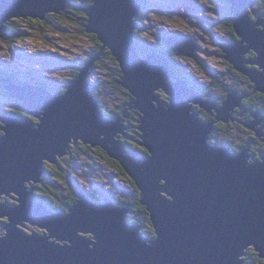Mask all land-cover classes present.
I'll return each mask as SVG.
<instances>
[{
	"label": "water",
	"instance_id": "water-1",
	"mask_svg": "<svg viewBox=\"0 0 264 264\" xmlns=\"http://www.w3.org/2000/svg\"><path fill=\"white\" fill-rule=\"evenodd\" d=\"M225 1L241 38L220 47L234 69L248 76L256 91L264 92V19L251 16L258 0ZM67 5L70 0H0V38L11 32L5 24L12 18L44 19ZM140 9L139 0H96L85 11L88 32L96 33L124 68L123 84L134 95L129 105L144 114L142 144L149 157L137 151L128 156L116 139V131L124 128L119 117L111 120L98 109L95 85L87 80L90 61L61 95L41 85L19 86L8 80L6 90L38 121L7 113L0 104L5 133L0 135V197H18L16 205L0 202V217L10 222L3 226L6 236L0 237V264H240L249 244L264 259V153L251 163L248 146L240 152L210 142L213 125L233 118L247 94L239 96L234 89L222 105L205 101L184 79H173L167 58L156 53L141 58L133 33L138 26L133 16ZM166 43L178 56H193L188 47ZM251 51L258 54L251 62L258 68L245 64L243 56ZM158 89L170 94L171 104L160 102ZM192 103L210 112L214 108L216 119L201 120L190 108ZM256 121L246 126L256 129L260 120ZM261 128L257 134L264 139ZM79 142L100 145L122 163L141 190L155 238L144 235L140 224L127 220V210L110 201L94 203L80 194L77 204L64 213L39 198L35 191L46 173L45 164L57 163ZM22 221L70 243L56 245L49 237L26 235L17 227H25ZM81 231L93 233L97 242L88 243Z\"/></svg>",
	"mask_w": 264,
	"mask_h": 264
},
{
	"label": "rangeland",
	"instance_id": "rangeland-1",
	"mask_svg": "<svg viewBox=\"0 0 264 264\" xmlns=\"http://www.w3.org/2000/svg\"><path fill=\"white\" fill-rule=\"evenodd\" d=\"M188 5H190L193 8V10H191L190 6ZM148 6H153L158 10V12H155L154 10H149L146 12V10L143 9L146 12L145 14L141 13L140 11L139 12L137 11L138 13H135L133 16V18L137 16L141 18L140 19L141 22L139 23L140 25L139 24L138 25L142 27L141 28L142 32L145 31L144 33H141V36L146 37L148 35L149 40L152 42L151 48H154L157 41L156 37L163 36L162 32L164 31H177L189 35L190 37L183 36L180 38H176L173 35L163 38L169 39L170 41H175L178 45L182 47H188L189 50H192L193 56L179 57V59H177L175 64L179 66L180 62L183 63L194 74L198 75L201 81L206 82V84H211V86H209L210 90L216 95L218 101H221L222 98L224 97V91L222 90L220 91L217 86H214L212 84L213 83L212 73L220 74L221 75L220 77H225V78L229 76L228 68L229 65H231V63L228 60H226V58H223L225 52L221 51L222 49L220 50L219 47L221 43L229 42L227 36L223 33H220L219 31V29L224 31L225 28L224 20L227 19L230 14L228 13L230 9L229 6H227V3L223 0H148L147 3H145V7ZM66 8H63L61 12L65 11ZM161 8L164 9L168 8L169 10L172 11L168 12V10H161ZM247 8L251 10L250 5H248ZM254 8L257 13V17L254 20L257 21L259 17L264 19V8L262 6L261 9L257 7H253V9ZM51 13L58 14L57 12L54 11ZM12 19L18 20V24H17L18 26L16 25L17 28L13 32L19 33L21 36L23 35L24 37H21V40H18L16 43L13 44V46L16 47V52L9 50L8 45L3 44L0 46V70H6V71L12 70V68L14 67L9 65V63L11 62L16 64L15 66L16 70L20 66L23 69L32 66L31 65L32 62L35 61L36 59L34 58L29 60L28 57L29 55H31L29 54V51L31 52L35 48V46L43 45L42 49L44 50H49V48H52L46 53V56L50 57V60L52 61V62L50 61V63H52L53 65L54 64L58 65L54 73L52 74L53 78L58 81H50L47 79V81L50 82L51 84V89L58 90L59 87L66 86L65 84L67 82L69 84L70 80L74 81L75 80V78L73 77L74 69L75 67H79L82 69L84 65L82 64L83 60H89L90 61L89 64H92L94 68L87 75L88 82L93 83L95 85V88L97 87L98 83L102 84L106 72L100 69V67H98V62L101 61L106 66H110L109 64H112L113 62L112 60L105 57L103 52L105 48L103 44L102 47H99L98 44L96 43L97 40H94L91 37L86 36L84 32L80 31V27H81L80 22L78 24L77 20L70 21L68 18L63 19L62 17H60L54 20L53 22H51V25H48L49 28H47L45 26H37V24H35V19H40V18L28 16L21 18L17 17ZM207 21H212L213 23L214 21L216 22L214 23L213 26H210V23H207ZM205 23H207V25ZM5 25H6L5 29L11 30V28H9L7 24ZM51 26H54L53 27L54 29H51ZM7 33L8 36L14 37L11 34V32H7ZM135 40L138 42V44L141 47L150 48L148 47V44H145L142 41H138L136 38ZM31 47L34 48L31 49ZM149 52L150 54H152L151 51ZM93 53L95 54L94 58L96 59H94L92 62L93 57L91 55H93ZM26 54L28 56H26ZM159 55L165 57L162 54ZM140 57L146 59L147 55L145 57L140 55ZM15 58H17L16 59L17 62H14ZM57 61L58 63H56ZM198 62L202 63L204 68L199 69ZM19 63H21V65ZM184 76L186 77L187 80H189L186 71L184 72ZM234 78H237V76L231 75L229 78H227L225 80V85H232L233 83L235 84ZM223 80L224 79L221 78L222 82ZM6 85L8 86V80L0 78V88L6 89ZM222 86H224V84H222ZM9 87H11V85H9ZM234 89L237 91V88H233V86H231V90ZM212 92H209L208 95H211ZM99 95L101 96V98L108 97L109 102L107 104H103V106H105L106 110L108 111L106 115H110L111 117L112 113L116 111L115 116L116 118L119 117L122 126L124 128L122 130L116 131V139L119 140L118 138L119 135H125L127 138H130V135L126 133L127 129H130V127L126 123V119L130 116L131 110H138V109L137 108L135 109L134 105H128L127 108L123 110V113H119L116 110L115 106L122 105L125 103L126 100L124 99V95H122L121 97L115 96L114 94L111 93L110 89L106 87L100 91ZM7 97L8 96H4L2 94L0 99V104H4L3 110H7L11 112L14 110V108L12 107L14 105V102ZM203 100L208 102L214 101V103H216V100L211 96L209 98H205V99L203 98ZM154 102L158 107L157 101ZM198 105L199 103H192L190 106V108L198 114L197 115L198 118L206 121V123L212 122L216 119V118L214 120L203 119L204 117L200 114L203 113L201 112L202 107L199 108ZM97 107L99 110H101L102 108V105L98 101H97ZM213 110L215 109L213 108ZM101 113L104 114L102 110ZM111 118L113 120L116 119L115 117H111ZM37 121L38 120H35V122ZM216 123H220V121ZM2 125L3 123L0 120V133H4L1 129ZM215 130L217 131V129ZM211 136L212 139L210 140V142L217 143V141L222 140V139L220 140V138H216L214 133H212ZM213 136L216 139H214ZM99 148H101V146L97 145V147H93L94 151H92L93 149L86 152L77 151L78 152L77 158L75 161H73V163L70 166V169L68 170V175L70 176L69 180L71 185L77 187L78 190L87 193L88 195L87 194L85 195L88 196L91 201H92V197L90 195L91 193L89 192V190L91 189V187H93L91 185H92V180L94 179L99 183L105 185L108 191H112L113 189L117 188L116 192L118 198H119L118 196L119 193L122 192L123 190L128 191L130 196L131 195L134 196L135 188L132 184V180H131L132 178L130 177V175L125 170L122 171L120 169L117 160L110 157L109 155H108L109 157L103 156V154L100 153ZM245 148H247V146ZM254 158L255 157L253 153H251L250 159L247 160L253 163L255 160ZM52 178L54 179V177ZM27 185L29 184L27 183ZM64 188L65 186L63 185L62 192L63 194H66L65 192L67 189ZM129 189L133 190L134 192L130 194ZM7 198L8 196L4 194L3 197H0V202L7 203ZM113 205L125 209L131 207L133 203L132 201H128L127 197H121L120 199H118L117 203ZM4 217L5 216H3L2 219ZM2 219L0 220L2 221ZM142 222H140V225L143 227L144 224ZM8 223L10 222L8 221ZM133 224H136V222H133ZM17 227L21 229L23 233L28 232L30 233V236L33 235L36 238L38 236L44 237L47 234L45 233L46 231L45 229L44 230L42 228L40 229L36 225H32L29 222H27V226L25 227L21 226L18 223ZM32 229L35 231H30ZM6 234H7V229H3V226L0 223V237H5ZM79 235L83 237L88 236L86 235V233L83 232H79ZM88 237L90 239L92 238L90 235ZM51 240L52 242L53 241L56 242L55 243L56 245L61 244L64 246V242L62 241H60L58 244L57 242L58 240H55L54 238L53 239L51 238ZM255 253L259 256V251L255 249V246L248 247L245 250V254L239 257V259L243 261L240 264H253L254 263L253 257L255 256ZM259 257L262 258L261 256Z\"/></svg>",
	"mask_w": 264,
	"mask_h": 264
},
{
	"label": "trees",
	"instance_id": "trees-1",
	"mask_svg": "<svg viewBox=\"0 0 264 264\" xmlns=\"http://www.w3.org/2000/svg\"><path fill=\"white\" fill-rule=\"evenodd\" d=\"M71 1V5H69L65 11L58 13V14H47L46 18L44 19H35V24H37V26H45L47 28H49L48 25H51V22H53L54 20H56L57 18L62 17L64 18H68L70 21H75L77 20V23L79 24L80 22V31L84 32L86 34V36L91 37L94 40H97V44L99 47H102V41L99 38V36L96 33H92V32H88L87 29V24H88V15L85 11L86 7H90L92 4L95 3L96 0H70ZM225 1V0H224ZM259 0L257 2V8L261 9V6L264 8V1ZM227 2V1H225ZM141 4L143 6H145V1L141 0ZM228 4V2H227ZM229 5V4H228ZM229 9L231 10V7L229 6ZM142 13V11H141ZM80 18H79V17ZM251 16L252 19H255L257 17V14H254L251 11ZM78 18V19H77ZM67 19V20H68ZM140 17H136L135 22L136 23H140L141 20ZM68 20V21H69ZM225 23V28L224 31L220 30V33H223L227 36L228 41L230 43H235L236 41L239 40V38H241L239 36V34L237 33V31L235 30L234 27V22L231 19V14L228 16L227 19L224 20ZM18 24V20L16 19H11L9 20V22L7 23L8 27L11 28V34L14 37H10V36H6L4 38H0V46L1 45H8V47L13 46L14 43H16L18 40H21V37H24L23 35L21 36L19 33L13 32L16 28ZM17 25V26H16ZM140 25V24H139ZM137 26L134 30V37L138 40V38L141 36L142 32L141 27ZM54 26H51V29ZM186 33V32H185ZM163 35V34H162ZM163 36H168L166 33ZM163 36H157L158 38V42L156 43L154 48H151V53H153L154 51L158 54H162L164 55L166 58H168L170 60V62L172 63V68H173V72L175 74V77H173L174 80L179 81L178 79H186L184 77V72L185 70H183L182 68L178 67L175 62L178 59V55H177V51H175L173 48H170L168 45H166L165 43H163L161 40L163 38ZM172 36V35H171ZM181 36V35H180ZM147 39H149V36H146ZM165 45H163V44ZM159 44V45H158ZM98 47V49H99ZM137 52L145 57L146 54H148L147 52L145 53V47H141L138 43H137ZM220 47V45H219ZM222 48L220 47V50ZM143 51V53H141V51ZM98 51V50H97ZM223 51V50H221ZM104 55L105 57H107L108 59L112 60V64H109L110 66H106L104 63H102L101 61L98 62V67H100V69L104 70L106 73L104 75V79L101 83L97 84V87L95 88L94 92H93V97L95 100H97L98 102H100V104L102 105V112H104V114H107L108 111L106 110L105 106H103L104 103H106V99H108V97L102 101L101 96L99 95L100 91L103 90L105 87L109 88L111 93L114 94L115 96H119L121 97L122 95H124V99L126 100L124 104L122 105H116L115 108L119 113H123V110L125 108H127V106L129 105L130 101H133V94L130 90H128L126 88V86L123 84L125 82V72H124V68L121 65L119 59L114 55L113 50L110 47H106L104 50ZM225 52V51H224ZM223 52V53H224ZM150 53V52H149ZM226 53V52H225ZM224 53L223 58L226 57V54ZM93 55H95L93 53ZM92 55V56H93ZM100 55V54H99ZM258 57V54L255 51H251L246 53L243 58L245 60V64L248 68H258L257 64H253L251 62H254ZM85 61H89V60H83V63H85ZM200 65V68H204L203 64L198 62ZM94 68H92L93 70ZM15 70H0V78L2 79H6V80H11L12 82H16L18 84H25L27 82L21 80L23 79L19 74L20 72H14ZM80 69L79 67H75L74 72H73V77L76 79L79 77L80 75ZM24 73H27L26 71H22L21 70V75H23ZM28 73H31V75L29 76L31 79H35L33 80V82L37 85H41L42 87L44 86H48L51 88V84L50 82L47 81L46 78H42L41 76H39L37 73H35L34 70H29ZM229 76L228 77H221L223 78V82L218 79L212 78L213 80V85L217 86L218 89L221 91H224V97L222 98L221 101L218 102L219 105H222L227 96H225V92L227 93V86L225 85V80L227 78H229L231 75H243V73L238 72L234 69L233 65H229V72H228ZM187 80V79H186ZM189 81V80H187ZM30 82V81H29ZM189 85L191 86V88L196 91V92H201L202 93V99L204 98H209L211 97H215L216 95L210 90V87H207L205 85H199V84H195V83H190L188 82ZM222 84H224V86H222ZM251 85L252 87L249 89H246L245 92L248 93L247 98L244 101V104L248 103L250 108H254V109H260L262 108L259 113L264 112V104L262 103L261 105H259V101L257 100L258 98L261 99L262 101H264V92L262 91H258L259 92V96L258 98L255 100V98L253 99V97L255 96V84L251 81ZM211 86V85H210ZM68 88H64L63 90H61L62 94L67 92ZM192 90V91H193ZM209 92H212L211 95H208ZM156 94L159 95L160 99L162 102H164V104L167 106L168 104H171V100H170V94H168L164 89H158L156 92ZM253 93V94H252ZM0 94H3L4 96H8L7 98L13 100L14 105L12 106L14 108L13 111L11 112H7V113H13L15 115L18 116H26L31 118L33 121L37 120L34 116L30 115L24 108V106L22 105L20 100H17L15 98H12L9 96V92H7V90L5 88H2L0 90ZM250 101V103H249ZM109 101H107L108 103ZM16 106V107H15ZM260 106V108H259ZM199 108H201V105H198ZM19 109V110H18ZM136 109V108H135ZM200 113L205 119V120H213L216 117V110H213L212 112L208 111L207 109L202 108ZM241 112V111H238ZM116 115V111L114 113H112L111 117H115ZM143 112L141 110H131L130 111V116L126 119V123L127 125L130 127V129H127L126 133L128 135H130V138H127L125 135H121L120 136V141L121 143L124 145V147L128 150L126 152V154L128 156H132V152L137 151L138 153H140L141 155L147 156L149 157V149L142 144V142H144V138L142 137V135L144 134L143 130L141 129L142 127V116H143ZM255 118V117H254ZM141 119V120H140ZM232 120V118L229 121H222L220 123H217L215 125V129H217V131L215 130L214 132H216V134L214 133V135L216 136V138H220L221 141H217V143L211 142L212 144H216V145H223V144H233L237 151L242 150V147H246L248 145H250V140H252L251 135H249L248 132H245V128L243 127H238V130L240 132H236L233 130V126L232 123L230 122ZM3 131V130H2ZM4 132V131H3ZM5 133H0V135H4ZM214 139H216L213 136ZM212 139V136H211ZM210 139V140H211ZM254 142H252V152L255 153L256 151H258L259 149L264 150V144L261 142L262 140L259 137H254L253 138ZM93 146L91 145H85L81 142H79L78 144H73L71 146L70 151L68 152V154L64 157H58L57 158V163L52 164L47 162L45 164V169H47V176L44 178L43 182H40L37 184V190L35 191L37 193L38 196H40L41 200H43L44 202H46L47 204H49V208L51 209H57V210H62L63 212H69L71 208H73L77 202L79 201V191H75L74 188L71 186V183L68 179V170L70 169L71 164L73 163V161L76 160L77 158V151L80 152H86L89 150H92ZM94 151V149L92 150ZM99 151L101 154H103V156H108L109 154L105 153L104 150H102L101 148H99ZM109 157V156H108ZM117 160V159H115ZM66 161V162H65ZM118 161V162H117ZM116 162L118 163L120 169L122 171L125 170L124 166L122 165V163L117 160ZM126 171V170H125ZM52 177H54L56 180H62V184H64L65 188L67 189L65 193H67L66 195H63V192L61 190H59L58 188H56L54 185V183L52 182ZM132 178V177H131ZM132 180V184L135 188V195L134 196H130L128 197V201H132L133 203V207H132V215L128 214V218L130 222H136L137 224H139L140 222H142L144 224L143 227V231L144 233H146L148 235V237H156V232L154 229L153 224L151 223L152 220L150 218L149 212L147 211L146 206L141 203V190H139L138 186L136 185L135 181ZM61 188H63L61 186ZM64 188V189H65ZM94 197H98L100 196V193H92L90 194ZM123 196H120V198ZM9 200L10 203L14 202L16 204V202L14 201L15 199L8 197L7 198ZM5 221H8V217H5L2 219V221L0 220L1 225L3 223H6ZM30 231H34V230H30ZM30 234V233H29ZM253 264H264V259L260 258L256 253L255 256L253 257Z\"/></svg>",
	"mask_w": 264,
	"mask_h": 264
},
{
	"label": "flooded vegetation",
	"instance_id": "flooded-vegetation-1",
	"mask_svg": "<svg viewBox=\"0 0 264 264\" xmlns=\"http://www.w3.org/2000/svg\"><path fill=\"white\" fill-rule=\"evenodd\" d=\"M227 6H229L228 4H227ZM190 8H191V10H193V8L190 6ZM228 8V7H227ZM216 21H214V23H215ZM214 23H213V25H214ZM212 25V26H213ZM157 43H159L158 41H157ZM161 44H163V43H161ZM159 45V44H158ZM163 45H165V44H163ZM141 51V50H140ZM141 53H143V51H141ZM244 75V74H243ZM237 76V78H234L235 79V84L233 83L232 85H226L227 86V93H225V95L227 96L228 95V93H229V91H231V86H233V88H237V90H238V94H239V96L243 93H246L245 92V90L246 89H249V87L251 88L252 87V85H251V80H250V78L248 77V76H242V75H236ZM43 88H45V89H49V87L47 86H44ZM64 88H67L66 86H63V87H60V89L56 92L57 94H62V92H61V90H63ZM0 90H1V88H0ZM247 95H246V97L241 101V104L239 105V106H236L235 107V109H234V111H233V118H232V120L230 121L231 123H232V126H233V130L234 131H238V132H240L239 130H238V127H244L245 128V132H248L249 133V135H251V138H252V140H250V145H248V148H249V151H250V154L251 153H253L252 152V142H254V140H253V138L254 137H259L262 141V143L264 144V139L261 137V136H259L258 134H257V130L258 129H254V128H249V127H247L246 125L247 124H251V123H253L254 122V117L255 118H257V121L258 120H260V123H259V125H258V128H261V131H263L264 132V112H261V113H259V111L262 109V108H260V106H259V108L260 109H254V108H250L249 107V104L248 103H246V104H244V101H245V99L247 98V96H248V93H246ZM253 94V93H252ZM2 95V94H1ZM258 96H259V92L258 91H255V96L253 97V99L255 98V100L258 98ZM259 102V105H261L262 103L264 104V101H262L261 99H257ZM249 103H250V101H249ZM238 111H241V112H238ZM18 116V115H17ZM256 121V122H257ZM253 131H252V130ZM213 133H215L216 134V132H213ZM232 145V147L233 148H235V147H238V146H235V145H233V144H231ZM240 147V146H239ZM243 148V147H242ZM245 148V147H244ZM236 149V148H235ZM263 153H264V150H258V151H256L255 153H253V155H254V157H258V156H261V155H263ZM66 162V161H65ZM73 188H74V190L77 192L78 191V188L77 187H74L73 185H71ZM91 186H93V187H97L98 185L97 184H94V183H92V185ZM67 196V195H66ZM132 207H133V205L131 206V208L129 209V212H128V214H131L132 215ZM129 219V218H128ZM144 227V226H143ZM33 230V229H32ZM35 231V230H34ZM40 232V231H39Z\"/></svg>",
	"mask_w": 264,
	"mask_h": 264
},
{
	"label": "clouds",
	"instance_id": "clouds-1",
	"mask_svg": "<svg viewBox=\"0 0 264 264\" xmlns=\"http://www.w3.org/2000/svg\"><path fill=\"white\" fill-rule=\"evenodd\" d=\"M224 1V0H223ZM259 1V0H258ZM257 1V2H258ZM257 2H256V5H255V7L257 6ZM227 3V2H226ZM141 12L142 11V13H146V12H144L142 9L141 10H138V12ZM229 13V12H228ZM230 15V14H229ZM141 37V36H140ZM180 37H182V36H180ZM179 37V38H180ZM149 40V39H148ZM150 41V40H149ZM228 43H230V42H228ZM138 53V52H137ZM154 53H156L155 51H154ZM139 54V53H138ZM182 57V56H181ZM168 59V58H167ZM179 59V58H178ZM169 60V59H168ZM199 69H201L200 68V65H199ZM228 72H229V68H228ZM226 73V72H225ZM224 74V73H223ZM220 75L219 74H216V73H212V77L213 78H215V79H218V80H220L218 77H219ZM70 83H71V80L69 81ZM70 83L68 84V85H66V87H68L69 85H70ZM206 83V82H205ZM214 83V82H213ZM212 83V84H213ZM211 85V84H210ZM95 90V89H94ZM157 96H158V99L160 100V102L161 103H163L164 104V102H162L161 101V99H160V97H159V95L158 94H156ZM107 97H104V98H101L102 99V101L103 100H105ZM107 101H108V99H106V103H104V104H107ZM219 102V101H218ZM165 105V104H164ZM166 106V105H165ZM138 110H140L139 108H137ZM106 115V114H105ZM110 119L111 120H113L111 117H110ZM217 124V123H216ZM215 124V125H216ZM215 125H214V127H213V132L215 131ZM120 136L121 135H119L118 136V138H119V140H120ZM123 136V135H122ZM211 139V138H210ZM223 145H226V144H223ZM244 148V147H243ZM242 148V149H243ZM101 149H103L102 147H101ZM235 151H237L235 148H233ZM107 153V152H106ZM64 157V156H63ZM87 171V170H86ZM91 174V173H90ZM114 174V173H113ZM47 176V169H46V173H45V175L42 177V182L44 181V178ZM69 175H68V179H69ZM55 179V178H54ZM54 179H52V182L55 184L54 186L56 187V188H58L59 190H61L62 191V188H61V186L63 187V185L64 184H62L61 182H62V180H54ZM70 181V180H69ZM92 183H94V184H97L98 186L97 187H91V189L89 190V192L92 194L93 192L94 193H100V197L99 198H96V197H94V196H92L91 195V197H92V201L94 202V203H100V202H107V201H110L112 204H116L117 203V201H118V199H120V196H123V197H130V195H129V193H128V191H126V190H123L122 192H120L119 193V198L117 197V192H116V190H117V188H115V189H113L112 191H108L107 190V188L105 187V185H103V184H101V183H99L98 181H96L95 179L94 180H92ZM114 184H116V183H114ZM79 191V195L82 193V191L81 190H78ZM129 192H130V194L131 193H133L134 191L133 190H130L129 189ZM67 194V193H66ZM66 194H63V195H66ZM85 194H87V193H85ZM88 195V194H87ZM128 195V196H127ZM132 196V195H131ZM39 198H41L40 196H39ZM7 202L9 203V200L7 199ZM9 204H13V205H16L17 204V202H16V204L14 203V202H12V203H9ZM131 207H129V208H125V210H127V214H126V217H127V220L129 221V219H128V212H129V209H130ZM61 212H63L62 210H60ZM65 213V212H64ZM5 218V217H4ZM5 222H8V221H5ZM130 222V221H129ZM130 223H132V222H130ZM152 223V222H151ZM31 224V223H30ZM137 224V223H136ZM140 224V223H139ZM6 225V223H3L2 224V226H5ZM33 225V224H32ZM142 233L144 234V235H146V233H144V231H143V227H142ZM26 235H30L28 232H24Z\"/></svg>",
	"mask_w": 264,
	"mask_h": 264
},
{
	"label": "bare ground",
	"instance_id": "bare-ground-1",
	"mask_svg": "<svg viewBox=\"0 0 264 264\" xmlns=\"http://www.w3.org/2000/svg\"><path fill=\"white\" fill-rule=\"evenodd\" d=\"M140 27H141V26H140ZM141 28H142V27H141ZM92 33H93V32H92ZM178 33H179L182 37H183V36L190 37L189 35H186V34H183V33H180V32H178ZM191 34H192V33H191ZM93 57H95V55H93ZM170 64L172 65L171 62H170ZM89 66H90V64H89ZM188 66H189V65H188ZM190 66H191V65H190ZM172 67H173V66H172ZM92 68H93V65H92L91 68L88 67L87 70L90 72V71L92 70ZM79 69H81V68H79ZM71 81H72V80H71ZM67 84H68V82H67L65 85H67ZM206 86L209 87L210 84H206ZM134 107H135V108H138V107L135 106V105H134ZM115 118H116V116H115ZM255 128H256V129H259L257 125L255 126ZM262 132H263V131H262ZM91 146H92V145H91ZM93 147H97V145H96V146H93ZM103 167H105V166H103ZM108 177H109V176H108ZM29 183L32 184V182H29ZM12 193H13V192H12ZM12 193H10L9 195H11ZM4 194H5V193H4ZM11 196L14 197V199H15L14 201L17 202V198H18L17 195L13 194V195H11ZM11 196H9V197H11ZM81 196H84V197H85V193L82 192V193H81ZM12 197H11V198H12ZM0 219H2V217H0ZM22 222H23L24 226H27V222H26V221H22ZM35 225H36V224H35ZM36 226H37V225H36ZM37 227H39V226H37ZM39 228H40V227H39ZM40 229H41V228H40ZM42 229H43V230L45 229V230L47 231L46 228H42ZM46 231H45V233H47V234H46L45 237H49V231H47V232H46ZM81 232H82V231H81ZM83 233H86V232H83ZM86 235H88V236L90 235V236L93 238V239H92V238L90 239L88 236H85V239L87 240L88 243H89V241H91V242H95V243L97 242V240L94 239V238H95V235H94L93 233L88 232V233H86ZM51 238H52V237H49L48 240H51ZM53 238L56 240V237H53ZM53 238H52V239H53ZM88 240H89V241H88ZM51 241H52V240H51ZM53 242H54V241H53ZM57 242H58V244H59L60 241L58 240ZM62 242L66 243L67 245L70 243L69 241H65V240H62ZM62 242H61V243H62ZM54 243H56V242H54ZM59 245H61V244H59ZM90 245H91V244H90ZM91 246H93V245H91ZM250 246H251V247H254L253 244H249L247 247H250Z\"/></svg>",
	"mask_w": 264,
	"mask_h": 264
}]
</instances>
